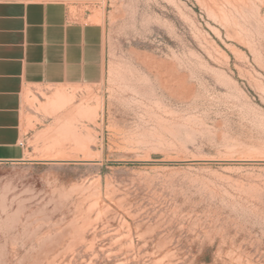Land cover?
Wrapping results in <instances>:
<instances>
[{"label":"rangeland","instance_id":"obj_1","mask_svg":"<svg viewBox=\"0 0 264 264\" xmlns=\"http://www.w3.org/2000/svg\"><path fill=\"white\" fill-rule=\"evenodd\" d=\"M87 11L104 79L25 90L0 264H264V0Z\"/></svg>","mask_w":264,"mask_h":264},{"label":"crops","instance_id":"obj_2","mask_svg":"<svg viewBox=\"0 0 264 264\" xmlns=\"http://www.w3.org/2000/svg\"><path fill=\"white\" fill-rule=\"evenodd\" d=\"M98 0H0V164L25 159L24 92L95 87L105 75Z\"/></svg>","mask_w":264,"mask_h":264},{"label":"bare ground","instance_id":"obj_3","mask_svg":"<svg viewBox=\"0 0 264 264\" xmlns=\"http://www.w3.org/2000/svg\"><path fill=\"white\" fill-rule=\"evenodd\" d=\"M99 17L94 16L93 20L98 19ZM90 19V18H89ZM67 101V97L63 94V93H58L56 94L51 100H49L48 102V106L54 108V109H58L61 107V105H63L64 103H66ZM84 112L86 114L91 113L90 109H84ZM52 161V160H51ZM58 161V160H57Z\"/></svg>","mask_w":264,"mask_h":264}]
</instances>
